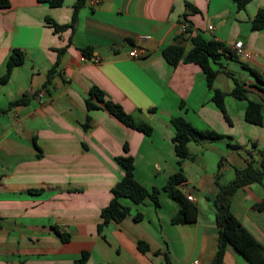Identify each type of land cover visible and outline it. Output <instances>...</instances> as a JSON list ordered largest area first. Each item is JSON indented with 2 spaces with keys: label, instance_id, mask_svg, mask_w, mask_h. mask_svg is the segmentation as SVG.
<instances>
[{
  "label": "crops",
  "instance_id": "1",
  "mask_svg": "<svg viewBox=\"0 0 264 264\" xmlns=\"http://www.w3.org/2000/svg\"><path fill=\"white\" fill-rule=\"evenodd\" d=\"M6 1L0 5V77L13 49L24 52V62L0 84V264H74L83 251L90 254L87 264H211L219 237L217 182L232 181L264 148V28L252 29L264 0H251L242 9L234 0H87L75 18L76 0L60 6ZM47 18L75 23L58 31ZM195 35L231 50L241 39L251 52L241 60L221 49L213 63L214 87L225 93L227 117L199 65L172 66L163 55L164 47L175 44L185 57ZM134 48L138 54L131 56ZM233 77L244 83L248 99L232 94ZM93 87L137 124H150L152 133L127 126L94 98L98 107L88 109ZM20 98L26 101L11 104ZM249 100L263 105L262 125L246 121ZM178 115L221 135L190 141V157L180 165L171 124ZM125 145L135 178L160 190V205L122 197L129 214L99 230L101 210L124 175L117 156L126 154ZM179 170L185 176L180 190L198 206L193 223L171 221L180 205L163 187ZM230 207L264 245V176L238 188ZM138 212L141 220L135 219ZM56 229L70 234L69 240ZM139 241L150 250L141 251ZM223 262L248 264L232 245Z\"/></svg>",
  "mask_w": 264,
  "mask_h": 264
},
{
  "label": "trees",
  "instance_id": "2",
  "mask_svg": "<svg viewBox=\"0 0 264 264\" xmlns=\"http://www.w3.org/2000/svg\"><path fill=\"white\" fill-rule=\"evenodd\" d=\"M42 3H47L51 6H60L64 4L65 0H38ZM251 0H234L239 9L245 8ZM87 2V0H76L74 4V17L77 11ZM0 5H8L6 0H0ZM48 22L52 24L56 30H63L72 26L70 24L60 25L52 18H47ZM264 28V6L260 7L252 20V29L260 30ZM194 47L184 57V48L180 45H169L163 48V55L172 66H177L181 61L193 62L201 67L206 75L208 87L213 91L212 99L215 104L226 115L225 109V93L220 89L214 87V81L218 75V70L214 68L213 63L216 57L220 54L221 49H227L231 56L238 58L234 50L229 49L226 45L214 39H206L201 35H195L192 38ZM83 53L85 57L90 59L91 53L89 48H84ZM24 62V52L15 48L10 54L5 73L0 77V84L6 83L12 74L14 67L21 65ZM243 67L252 72L258 79H261V74L256 70L249 67L247 64L242 63ZM54 68L49 71L50 81ZM234 87L232 94L237 98H247V90L244 83L240 82L237 78L233 77ZM96 99L99 103L103 104L106 110L117 117L120 121L129 127L144 132L147 135L152 133V126L147 123L137 124L133 117L127 113L123 107L104 97L103 91L98 87H93L90 92V97L87 99L88 109L96 108L98 105L92 99ZM25 98L15 100L11 104L25 102ZM263 105L255 100H249L245 112L246 121L262 125L263 123ZM171 124L175 129L173 136L174 148L178 156V164H181L182 159L190 157L188 143L190 141H200L201 139H218L221 135L212 130H199L195 128L183 116H174L171 118ZM126 154L117 156V160L124 169L123 177L112 187V198L108 205L101 210V222L98 227L101 230L111 220L121 221L130 211V207L121 202L122 197H128L137 204L144 203L146 198L153 200L155 205H160L158 188L152 190L143 186L134 174V158L128 153V147L125 145ZM260 159L257 161H250L248 166L244 169H237L235 178L228 183H219V192L213 198V203L216 208V221L219 227L218 248L216 255L211 264H224L223 257L227 245H232L247 261L248 264H264V245L261 243L234 215L230 207L231 195L240 187L254 182L262 181L264 176V148L259 151ZM185 181V176L181 170L172 174L167 183L164 185L169 196L180 205L179 212L172 217L173 223H193L198 216V206L190 201L184 193L180 190L179 186ZM263 204H256L257 208H261ZM143 214L138 212L135 214L136 220H141ZM58 235L65 241L69 240L70 234L64 233L56 229ZM139 249L143 252L149 251L150 246L147 242L139 241ZM155 253H158L156 251ZM89 252L83 251L81 256L77 258L74 264H87L89 259ZM169 260V258H167ZM169 262V261H168Z\"/></svg>",
  "mask_w": 264,
  "mask_h": 264
},
{
  "label": "built area",
  "instance_id": "3",
  "mask_svg": "<svg viewBox=\"0 0 264 264\" xmlns=\"http://www.w3.org/2000/svg\"><path fill=\"white\" fill-rule=\"evenodd\" d=\"M93 3L99 1V0H91ZM209 28L212 29L213 28V25H209ZM233 50L236 54V56L241 59V60H245V59H248L250 56H251V52L249 50L246 49L245 47V44H244V41L239 39V40H236L233 44ZM138 54V50L136 48H134L131 52H130V55L131 56H136ZM187 198L190 200V201H193L194 200V197L189 194L187 196ZM191 264H201V262L199 260H195L193 262H191Z\"/></svg>",
  "mask_w": 264,
  "mask_h": 264
}]
</instances>
